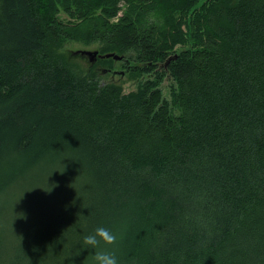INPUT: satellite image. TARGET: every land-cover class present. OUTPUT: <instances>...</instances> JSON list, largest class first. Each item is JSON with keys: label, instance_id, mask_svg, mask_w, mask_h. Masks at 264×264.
<instances>
[{"label": "trees", "instance_id": "trees-1", "mask_svg": "<svg viewBox=\"0 0 264 264\" xmlns=\"http://www.w3.org/2000/svg\"><path fill=\"white\" fill-rule=\"evenodd\" d=\"M67 41L122 56L137 90L102 82L112 58L75 71ZM40 177L68 189L46 222L25 215ZM98 227L116 243L86 246ZM105 250L264 264V0H0V264Z\"/></svg>", "mask_w": 264, "mask_h": 264}, {"label": "rangeland", "instance_id": "rangeland-1", "mask_svg": "<svg viewBox=\"0 0 264 264\" xmlns=\"http://www.w3.org/2000/svg\"><path fill=\"white\" fill-rule=\"evenodd\" d=\"M121 13L122 12H120V14ZM61 18L66 19V16L61 14ZM96 48L97 44H85L79 41H67L60 46L59 55L64 61H68L75 71L85 73L84 71L87 70L89 65L86 57L74 55L73 52L82 50H95ZM121 64H123L122 61H115L116 71L103 67L102 73L103 70L105 73L101 75L102 82H107L112 79V81L119 82L121 84L124 93L136 91L138 86L133 77H128L127 73L120 75V72L123 71ZM171 83V81L169 83L168 81L163 83L162 90L164 95L167 94L166 86H169V84L171 85ZM28 184L34 190H29L25 193L26 201L29 204V206L26 208L25 215L31 214L43 222L51 221V216L57 209L61 207L63 203L62 200H64V195L66 193L65 190L68 189H65L64 187H58V189H54L52 200H48L45 194L38 195V193L35 191L45 189L50 186V180L48 178L40 177L37 180L29 181Z\"/></svg>", "mask_w": 264, "mask_h": 264}, {"label": "clouds", "instance_id": "clouds-1", "mask_svg": "<svg viewBox=\"0 0 264 264\" xmlns=\"http://www.w3.org/2000/svg\"><path fill=\"white\" fill-rule=\"evenodd\" d=\"M50 191V190H49ZM117 241V235L104 227H98L94 233L86 235L83 243L93 249L103 245H114ZM95 264H118L117 257L114 252L97 251L94 255Z\"/></svg>", "mask_w": 264, "mask_h": 264}, {"label": "water", "instance_id": "water-1", "mask_svg": "<svg viewBox=\"0 0 264 264\" xmlns=\"http://www.w3.org/2000/svg\"><path fill=\"white\" fill-rule=\"evenodd\" d=\"M74 55H80L83 57H86L88 63L90 65H93L97 59H109L112 58L114 61H120L122 59V56L114 53V52H110V53H105V54H99L98 50H82V51H75L73 52ZM171 58H176V55L170 57ZM169 60H167L164 63V66H166V64L168 63ZM103 73H105V71L103 70ZM115 73V72H114ZM123 74V71L120 72V75ZM166 81V80H165Z\"/></svg>", "mask_w": 264, "mask_h": 264}, {"label": "flooded vegetation", "instance_id": "flooded-vegetation-1", "mask_svg": "<svg viewBox=\"0 0 264 264\" xmlns=\"http://www.w3.org/2000/svg\"><path fill=\"white\" fill-rule=\"evenodd\" d=\"M114 71H116V70H114ZM118 72V71H117Z\"/></svg>", "mask_w": 264, "mask_h": 264}]
</instances>
